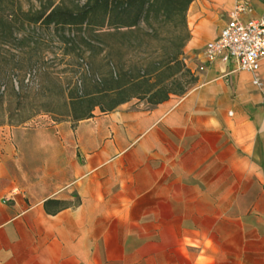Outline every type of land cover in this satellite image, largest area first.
Masks as SVG:
<instances>
[{
    "label": "crops",
    "instance_id": "crops-1",
    "mask_svg": "<svg viewBox=\"0 0 264 264\" xmlns=\"http://www.w3.org/2000/svg\"><path fill=\"white\" fill-rule=\"evenodd\" d=\"M239 1L264 10L189 4L182 94L0 124V264H264V95L232 60L186 57Z\"/></svg>",
    "mask_w": 264,
    "mask_h": 264
},
{
    "label": "rangeland",
    "instance_id": "rangeland-1",
    "mask_svg": "<svg viewBox=\"0 0 264 264\" xmlns=\"http://www.w3.org/2000/svg\"><path fill=\"white\" fill-rule=\"evenodd\" d=\"M41 1L46 3V0ZM85 1L62 0V4L74 7ZM38 8L40 0H0V31L6 32H0V84L5 88L3 94L0 93V108L5 110L9 123L37 116H41L44 121L64 117L71 105L68 97L73 92L71 81L76 76H83L80 65L83 59L91 70L100 73L106 70L104 56L108 48L117 54L116 58L127 64L147 53L162 56L164 52L180 50L181 55L185 56L182 43L184 39L187 41L191 37L184 21L185 15L183 18L179 13L170 18L161 15L151 18L149 25L141 23L140 26L121 27L144 28L148 33L142 36V43L138 44L133 36L123 38L117 34L100 35L96 38L93 35L91 28H115L109 25L45 26L28 22L25 14L31 16ZM54 28L58 30L55 31ZM9 29L14 30L19 39L24 36V32L33 31L40 33L41 39H28L29 44L17 47V39L13 40L7 34ZM62 36L69 38V43H61L65 41ZM206 44L190 49L186 57L195 61L204 57ZM28 71L31 72L32 79L27 83L22 81L21 86L20 82ZM89 83L92 86L93 83ZM17 90L19 95H16ZM105 100L104 98L102 104L106 106Z\"/></svg>",
    "mask_w": 264,
    "mask_h": 264
},
{
    "label": "trees",
    "instance_id": "trees-1",
    "mask_svg": "<svg viewBox=\"0 0 264 264\" xmlns=\"http://www.w3.org/2000/svg\"><path fill=\"white\" fill-rule=\"evenodd\" d=\"M192 0H86L83 4H76L74 7H65L62 0H46L31 16L25 14L26 20L32 23L49 25H109L115 28H91L93 35L98 38L100 35H117L124 37H134L137 43H142V36L148 32L144 28H121L140 26L144 23L149 25L151 18L163 16L170 18L176 13L185 12ZM55 31L58 30V28ZM64 29V28H60ZM69 29V28H67ZM5 31V30H3ZM1 32V31H0ZM6 33V32H1ZM13 40L17 39V47L29 44L28 39H41V34L37 32H24L21 39L17 38L14 30L7 32ZM57 36V35H56ZM64 45L70 39L62 36ZM59 39V38H58ZM60 40V39H59ZM92 41V40H90ZM186 42L183 40L182 45ZM144 54V53H143ZM182 51L164 52L162 56L144 54L128 64L116 58L117 54L108 48L105 50L106 70L97 73L91 70L86 60H81V77L76 76L71 84L73 92L68 96L71 101L70 112L73 118L81 119L90 116L89 110L99 105L102 109L105 98L106 107L109 109L119 101L127 99L132 93L138 92L141 96H146L147 100L155 103L167 97L169 93L182 94L195 81L191 70L187 68L181 58ZM116 56V57H115ZM35 64V62H32ZM31 64V65H32ZM32 79L31 72L28 71L23 76L20 84L29 82ZM23 81V82H22ZM89 82H92V86ZM21 87L19 86L18 89ZM4 86L0 84V93L3 94ZM92 92H90V91ZM17 90L16 95H19ZM0 94V97H1ZM74 94L75 96H73ZM31 117L9 123L5 117V110L0 108V124L9 123L19 125L29 120Z\"/></svg>",
    "mask_w": 264,
    "mask_h": 264
},
{
    "label": "built area",
    "instance_id": "built-area-1",
    "mask_svg": "<svg viewBox=\"0 0 264 264\" xmlns=\"http://www.w3.org/2000/svg\"><path fill=\"white\" fill-rule=\"evenodd\" d=\"M248 10L244 1L233 6L218 36L206 44L204 57L207 62L232 60L237 70L253 73V84L264 95V82L254 75L264 54V10L258 17L244 19Z\"/></svg>",
    "mask_w": 264,
    "mask_h": 264
}]
</instances>
